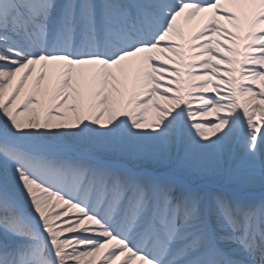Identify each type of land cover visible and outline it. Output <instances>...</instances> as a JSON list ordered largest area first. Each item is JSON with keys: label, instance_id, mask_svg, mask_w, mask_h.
Segmentation results:
<instances>
[{"label": "snow or ice", "instance_id": "1", "mask_svg": "<svg viewBox=\"0 0 264 264\" xmlns=\"http://www.w3.org/2000/svg\"><path fill=\"white\" fill-rule=\"evenodd\" d=\"M0 264H264V0H0Z\"/></svg>", "mask_w": 264, "mask_h": 264}]
</instances>
